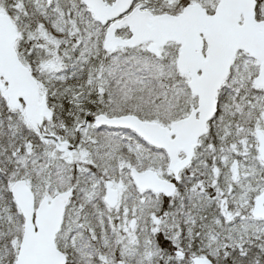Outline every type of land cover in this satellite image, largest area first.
Masks as SVG:
<instances>
[{
    "label": "snow or ice",
    "instance_id": "obj_1",
    "mask_svg": "<svg viewBox=\"0 0 264 264\" xmlns=\"http://www.w3.org/2000/svg\"><path fill=\"white\" fill-rule=\"evenodd\" d=\"M0 264H264V0H0Z\"/></svg>",
    "mask_w": 264,
    "mask_h": 264
}]
</instances>
